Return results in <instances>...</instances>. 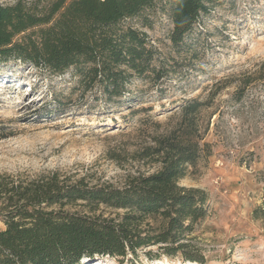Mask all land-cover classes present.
Masks as SVG:
<instances>
[{
  "label": "rangeland",
  "instance_id": "1",
  "mask_svg": "<svg viewBox=\"0 0 264 264\" xmlns=\"http://www.w3.org/2000/svg\"><path fill=\"white\" fill-rule=\"evenodd\" d=\"M164 1L124 22L144 33L163 77L132 79L119 106L105 103L98 87L77 88L70 69L51 74L12 58L0 62V176L57 172L73 184L122 188L161 168L156 151L185 129L182 108L196 102L192 137L204 150L178 185L204 193V217L171 256L155 245L123 258L82 256L77 264H264V0L220 1L178 52ZM63 211L107 222L126 213L83 203ZM161 225L147 218L137 231Z\"/></svg>",
  "mask_w": 264,
  "mask_h": 264
},
{
  "label": "trees",
  "instance_id": "2",
  "mask_svg": "<svg viewBox=\"0 0 264 264\" xmlns=\"http://www.w3.org/2000/svg\"><path fill=\"white\" fill-rule=\"evenodd\" d=\"M161 0H16L0 5V62H28L51 74L71 70L77 88L99 92L109 105H120L132 79L159 80L155 50L144 33L127 20L140 19ZM222 0H165L172 30L169 41L178 52L198 18ZM164 9V8H163ZM196 102L182 108L187 126L157 150L161 168L135 177L122 188L69 183L57 172L33 178L0 176V264H77L80 257H125L141 247L174 244L205 215V195L178 185L187 167L195 166L203 147L193 141ZM77 203L124 210L116 222L64 213ZM162 222L155 233L141 235L145 219ZM152 230V229H151ZM184 247V246H183Z\"/></svg>",
  "mask_w": 264,
  "mask_h": 264
}]
</instances>
